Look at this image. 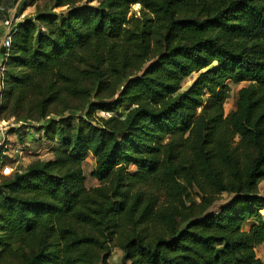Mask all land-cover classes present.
<instances>
[{
  "label": "trees",
  "instance_id": "16d2710c",
  "mask_svg": "<svg viewBox=\"0 0 264 264\" xmlns=\"http://www.w3.org/2000/svg\"><path fill=\"white\" fill-rule=\"evenodd\" d=\"M30 5L0 115L53 156L0 148V264H264V0Z\"/></svg>",
  "mask_w": 264,
  "mask_h": 264
},
{
  "label": "rangeland",
  "instance_id": "374dc122",
  "mask_svg": "<svg viewBox=\"0 0 264 264\" xmlns=\"http://www.w3.org/2000/svg\"><path fill=\"white\" fill-rule=\"evenodd\" d=\"M45 0H39V3L41 5H44ZM15 0H1L0 1V10H1V15L0 18H3L5 16H10L12 14V9L14 7ZM133 11H139L140 5H134L132 7ZM36 11V6L35 5H30L27 7L25 10L24 14L25 15H32ZM2 40V39H1ZM246 82H241V83H230L231 91L229 93V97L226 101V113L229 112L231 109L235 108V99L237 95L238 89L245 85ZM75 114H79V112L74 111ZM111 113L110 112H103L100 111L98 112V115L100 116H109ZM4 119V118H3ZM7 120V119H6ZM11 120L12 122L14 121L13 119H8ZM15 122V121H14ZM20 125L17 126L16 128L11 129H19L22 127V123L18 122ZM35 125H38V123H34ZM24 126V125H23ZM30 131H32L30 133ZM23 132V137L24 140H20L18 134H13L12 132H9V143L10 147H12V150H10V147L8 149H4V153L6 154V162H13L16 160H19V163L16 165V167H20L24 169L26 166L31 164L33 161L42 158V159H48L53 156V153H51V146L49 144H40L37 143L36 141H33L32 138L30 137L33 134H36L33 132L32 127L25 126L22 129ZM14 148H18L19 151H22V153L16 152V150H13ZM97 158H95L93 155H90L83 163L84 171L87 176L86 184L88 187H92L97 185L99 182L96 178H94L91 173L95 167ZM262 186L264 188V181L262 182ZM228 200V196H224L222 200H218V202L213 206V209H218L220 205L225 203ZM258 256L262 259H264L263 255V250L258 249ZM264 261V260H263ZM109 262L110 264H123V251L119 247H114L111 255L109 257ZM126 264H131L130 262H127Z\"/></svg>",
  "mask_w": 264,
  "mask_h": 264
},
{
  "label": "built area",
  "instance_id": "2783aa9c",
  "mask_svg": "<svg viewBox=\"0 0 264 264\" xmlns=\"http://www.w3.org/2000/svg\"><path fill=\"white\" fill-rule=\"evenodd\" d=\"M31 0H15L14 7L12 9V14L10 16H5L2 18V28H3V38L0 41V48L2 50V58L0 59V105L2 104V94L1 89L3 86V76L5 71V61L8 57V49L12 41V34L15 31L16 24L23 20L26 16L24 12L28 6L26 4ZM20 124L18 122H12L11 120L3 119L0 115V148L8 149L10 147L9 143V132L11 129L16 128ZM14 149V148H13ZM12 150V147H10ZM16 152L22 153L19 149L15 148ZM19 160L13 162H6L1 169V174L9 175L19 167L16 165Z\"/></svg>",
  "mask_w": 264,
  "mask_h": 264
},
{
  "label": "crops",
  "instance_id": "0c3cea01",
  "mask_svg": "<svg viewBox=\"0 0 264 264\" xmlns=\"http://www.w3.org/2000/svg\"><path fill=\"white\" fill-rule=\"evenodd\" d=\"M3 38V28H2V18H0V41H1V39ZM2 58V50H1V48H0V59ZM14 148V147H13ZM15 149V148H14ZM13 149V150H14ZM261 192L262 193H264V188H263V186H262V183H261ZM258 249H261V250H263V255H264V244H262V245H260L259 247H258Z\"/></svg>",
  "mask_w": 264,
  "mask_h": 264
}]
</instances>
